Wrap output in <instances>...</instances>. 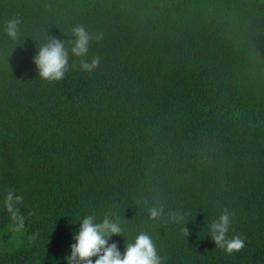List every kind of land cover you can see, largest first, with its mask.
I'll return each instance as SVG.
<instances>
[{
    "label": "trees",
    "instance_id": "16d2710c",
    "mask_svg": "<svg viewBox=\"0 0 264 264\" xmlns=\"http://www.w3.org/2000/svg\"><path fill=\"white\" fill-rule=\"evenodd\" d=\"M75 25L103 33L100 66L41 80L38 48ZM225 208L231 256L208 232ZM108 213L122 255L146 232L162 264H264V0H0V264H67L83 217Z\"/></svg>",
    "mask_w": 264,
    "mask_h": 264
},
{
    "label": "clouds",
    "instance_id": "9594fccd",
    "mask_svg": "<svg viewBox=\"0 0 264 264\" xmlns=\"http://www.w3.org/2000/svg\"><path fill=\"white\" fill-rule=\"evenodd\" d=\"M22 20L13 17L6 22L5 31L7 36L16 40L19 36V26ZM71 47L66 48L65 41L54 37H48L38 48V54L33 58L37 67L38 76L41 80L49 83L63 80L67 72L75 67V63L69 65V58L79 59V70L87 73L95 71L100 66V57L93 56L87 59L90 43L95 40L99 42L103 39V33L91 34L83 25H75L72 28ZM21 197L16 196L12 191L6 195V202L9 211L13 210V203L20 202ZM149 218L152 221H159L164 216L162 205L153 204L148 207ZM170 222L183 224L185 216L182 213L170 211L167 214ZM13 219H19V231L23 227V219L17 217L13 212ZM234 213L227 208L223 209L218 218L213 219L208 224V232L216 248L226 255H233L241 252L246 247L245 238L236 233L229 235L233 230ZM78 232L74 235L75 243L71 247V255L66 257L67 264H162V258L158 255L156 245L151 236L146 232L136 235L133 242L126 243V250L122 255L115 243L109 244L112 236H121L123 228L121 224L105 214L97 222L94 215H86L79 223ZM185 235H189L188 229L183 228ZM33 235L30 239L35 240Z\"/></svg>",
    "mask_w": 264,
    "mask_h": 264
}]
</instances>
